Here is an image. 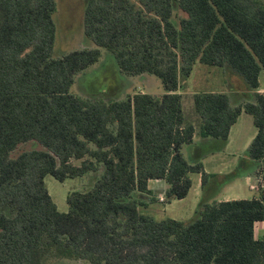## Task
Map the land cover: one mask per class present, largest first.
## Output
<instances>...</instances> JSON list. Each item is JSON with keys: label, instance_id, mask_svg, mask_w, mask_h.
<instances>
[{"label": "trees", "instance_id": "1", "mask_svg": "<svg viewBox=\"0 0 264 264\" xmlns=\"http://www.w3.org/2000/svg\"><path fill=\"white\" fill-rule=\"evenodd\" d=\"M57 7L0 0V264H264V237H255L264 222V0H86L84 33L96 47L54 57ZM102 49L124 75L157 76L164 93L73 94ZM198 62L231 68L250 92L238 104L225 92L197 93L195 117L187 115L181 80ZM243 112L257 129L247 150L257 164L255 197L202 200L188 222L141 212L156 201L151 180L166 182L171 202L187 197L191 174H201L203 186L218 177L183 149L195 138L223 149ZM29 142L43 149L13 156ZM89 173L100 176L72 191L69 211L60 212L45 178Z\"/></svg>", "mask_w": 264, "mask_h": 264}, {"label": "rangeland", "instance_id": "2", "mask_svg": "<svg viewBox=\"0 0 264 264\" xmlns=\"http://www.w3.org/2000/svg\"><path fill=\"white\" fill-rule=\"evenodd\" d=\"M57 12L54 14V21L57 26V36L54 47V57H60L75 50L92 49L96 45L85 36L84 33V11L86 0H56ZM136 1V0H133ZM82 26L81 33L80 28ZM117 64L114 56L107 50L102 49L101 60L94 66L80 73L76 77V82L71 88L73 94L82 97L103 96L106 100H124L138 92H145L152 95H162L164 87L162 81L155 75L144 74V76L124 75ZM260 86L264 88V70L261 71ZM183 86V108L187 115L195 117L194 95L201 92L234 91L242 92V95L249 90L245 79L229 67H213L196 63L192 74L188 78H182ZM247 91V92H246ZM264 93V92H263ZM245 96V95H244ZM246 97V96H245ZM247 99V98H246ZM250 101V100H249ZM256 127L253 117L243 113L239 123L235 126L230 145L221 153L218 159L208 158L203 162L209 171H214L215 162H222L216 166V173L235 176L234 182L228 186L216 201L252 199L259 192V183L254 171L250 180L244 173L247 168H243L245 153L256 136ZM32 149H43L37 142L22 144L14 152L17 156L23 151ZM186 158L193 161V151L183 149ZM206 151V149H204ZM217 158V157H215ZM79 165L80 161H73ZM249 175V174H248ZM100 174L89 173L84 177L67 179L60 182L52 175L45 178L47 189L56 203L60 212L69 211L67 197L72 191H85L90 189ZM193 188L185 200L173 201L171 204L165 203V199L148 203V207L141 210L142 213L153 217L157 221L172 218L178 221H192L199 210V203L202 195L201 177L198 174H191ZM256 182V183H255ZM199 184V185H198ZM257 185V186H256ZM257 187V188H256ZM209 185L205 186V191ZM255 237H264V222L256 224ZM48 264H87L83 261H72L67 259H52Z\"/></svg>", "mask_w": 264, "mask_h": 264}, {"label": "crops", "instance_id": "3", "mask_svg": "<svg viewBox=\"0 0 264 264\" xmlns=\"http://www.w3.org/2000/svg\"><path fill=\"white\" fill-rule=\"evenodd\" d=\"M81 1H83V0H81ZM82 26L83 25H81V28H80V31H79L80 33L82 31ZM139 76H144V74L143 75H139ZM247 91L250 92L249 90H247ZM210 92H224V91H214L213 90V91H210ZM258 92L263 93L264 92V88H262L260 86V89L258 90ZM141 93H145V92H141ZM225 93H227V92L225 91ZM229 95L231 97V101H232L233 104H238L239 102H241L242 92L234 91V92H231ZM95 97L104 98L103 96H95ZM243 113H241V115L239 116L237 122L231 128L229 139H228V141H227V143H226V145H225V147L223 149L219 150V148H218L219 144H218L217 141H214V140H211V139H204L203 140V139H200V138H195L193 143L191 145L187 146V148L192 149L193 153L196 152L193 155V158L195 160H193L192 162L199 161V160H201L203 162L204 159H208V158L218 159V157H220L221 153L224 152L225 149L230 145L231 139H232L233 130H234L235 126L239 123V120L242 117ZM256 134H257V131H256ZM204 149H206V151ZM184 155H185V153H184ZM185 157H186V155H185ZM215 157H217V158H215ZM244 160L246 162L244 163V165H243L244 167L243 168L244 169L245 168L248 169L244 173H248L249 174V175L247 174L246 176H247V180H250L253 172L257 170V164H255L251 159L248 158L247 152L245 153ZM189 161H191V160H189ZM221 163H223V161L219 162V160H217L215 162V165H214L213 168L215 170H217L216 166H218ZM203 164H204V162H203ZM204 170H205V173L213 174V175H216L218 177L209 178L204 186L202 185V181H201L202 195H201L200 203H201L202 200L209 201V202L216 201L219 198L220 194L228 186H230L235 180V178H234L233 180H231L228 183H223L222 182V177L225 176L226 174L216 173L215 170L214 171H209V169L206 167L205 164H204ZM195 174H198V175H200V177H202L201 174H199V173H195ZM191 179H192V176H191ZM192 182H193V180H192ZM206 185H209V188H208L209 190H207V192L205 191V186ZM167 188H168V185L166 184V182L164 180H151L149 182V189L151 191V195H148V197L149 198L154 197V198H156V201H160L161 199L159 200V198L165 199L164 193L166 192ZM192 188H193V185H192L191 189ZM191 189H190V191H191ZM190 191H189V193H190ZM189 193H188V195H189ZM186 198L181 199V200H173V201H182V200H185ZM173 201L167 202L165 200V203L171 204ZM225 201H231V200H227L226 199ZM218 202H222V201H218ZM150 203L151 202H149V205H150ZM200 203H199V207H200ZM147 207H148V205H147ZM147 207H143V208H141V210H143V209H145ZM196 214H197V212H196ZM170 219H172V218H170Z\"/></svg>", "mask_w": 264, "mask_h": 264}, {"label": "built area", "instance_id": "4", "mask_svg": "<svg viewBox=\"0 0 264 264\" xmlns=\"http://www.w3.org/2000/svg\"><path fill=\"white\" fill-rule=\"evenodd\" d=\"M257 188V187H256ZM161 200H163V198H161Z\"/></svg>", "mask_w": 264, "mask_h": 264}]
</instances>
